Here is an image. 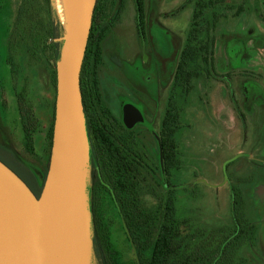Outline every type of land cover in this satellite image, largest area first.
Here are the masks:
<instances>
[{"label":"trees","instance_id":"16d2710c","mask_svg":"<svg viewBox=\"0 0 264 264\" xmlns=\"http://www.w3.org/2000/svg\"><path fill=\"white\" fill-rule=\"evenodd\" d=\"M258 1V0H256ZM0 0V64L10 74L20 115L24 143L36 153L41 119L30 94V73H47L52 89V116L47 129L42 179L9 146L0 142V161L12 169L40 198L48 174L53 143L57 71L65 30L52 0ZM40 2V3H41ZM137 20L144 27L143 0H135ZM249 0H190L192 8L186 39L168 89L158 135L160 159L150 146L151 133L129 130L113 113L101 88L104 66L102 43L112 31L113 15L124 0H98L81 75L83 107L94 162L92 208L93 247L99 264H249L246 248L257 243L258 223L247 212L242 189L247 179L230 181L231 216L226 224L202 223L190 209L183 173V136L187 107L195 94L202 97L216 73L218 31L252 9ZM35 75V73H34ZM184 163V164H183ZM190 194V193H189ZM187 198V200H186ZM112 208L122 225L126 245L113 239Z\"/></svg>","mask_w":264,"mask_h":264},{"label":"rangeland","instance_id":"374dc122","mask_svg":"<svg viewBox=\"0 0 264 264\" xmlns=\"http://www.w3.org/2000/svg\"><path fill=\"white\" fill-rule=\"evenodd\" d=\"M189 1L143 0L145 24L139 29L135 0H124L123 6L116 8L112 31L102 43L104 66L100 80L104 99L120 119L126 102L138 104L145 110L148 125L156 136L192 16L191 6L181 11ZM40 2L37 3L39 16L45 19L46 11ZM247 7L252 9L249 13L218 31L219 75L202 90V97L195 94L187 107L188 125L183 131L187 156L182 155L184 171L174 182L185 183L191 189L184 195L190 196L189 206L198 220L220 225L228 223L231 216L229 178L233 182L249 180L242 189L248 215L259 228L256 246L246 248L244 253L249 264H264V0H249ZM240 39L245 41L246 48L240 58L232 61L227 48ZM29 80L30 96L41 119L36 135L37 155H31L25 148L15 91L8 69L1 64L0 142L12 148L42 178L46 132L52 116V89L47 73L42 70L32 71ZM150 146L156 161L159 160L156 137L151 138ZM87 154L79 202L89 211L93 239L94 162L90 146ZM107 209L112 216L116 246L124 248L126 237L122 225L112 208ZM90 264H99L94 247Z\"/></svg>","mask_w":264,"mask_h":264},{"label":"water","instance_id":"95a60500","mask_svg":"<svg viewBox=\"0 0 264 264\" xmlns=\"http://www.w3.org/2000/svg\"><path fill=\"white\" fill-rule=\"evenodd\" d=\"M97 2L80 0L71 29L64 28L51 158L40 198L0 161V264L76 262L75 213L80 203L82 148L90 146L81 75ZM123 114L129 129L144 122L133 104H125Z\"/></svg>","mask_w":264,"mask_h":264},{"label":"bare ground","instance_id":"6f19581e","mask_svg":"<svg viewBox=\"0 0 264 264\" xmlns=\"http://www.w3.org/2000/svg\"><path fill=\"white\" fill-rule=\"evenodd\" d=\"M80 0H53L56 14L63 24L65 30L69 32L75 20L78 5ZM88 147L82 148V176H86ZM81 183V182H80ZM83 183V182H82ZM82 188V187H81ZM86 206L79 203L78 209L75 213V237H74V252L76 257L75 264H90L93 253V239L91 231L90 215Z\"/></svg>","mask_w":264,"mask_h":264},{"label":"flooded vegetation","instance_id":"af4514ba","mask_svg":"<svg viewBox=\"0 0 264 264\" xmlns=\"http://www.w3.org/2000/svg\"><path fill=\"white\" fill-rule=\"evenodd\" d=\"M139 29H142V28L139 26ZM142 38L146 39V36L143 35ZM255 38L258 39L257 36ZM245 48H246L245 41L243 39H240V40H237V41L233 42L232 44H230L228 46V48H227L228 52L227 53H228L229 57L231 58V60L232 61H235V60H237L238 58H240L243 55ZM216 68H217V61H216ZM216 75H219V73L217 72V70H216V73H214V76H216ZM127 103L133 104L134 106H136L141 111V113L143 115V118H144V122L137 123L131 129H129L127 127L126 128L129 129V130H134V129H137V128H139V127L142 126V127L146 128L147 132H150L151 133V135H152L151 138L156 137L158 139V135L156 136L152 132V128L148 125V118H147V114H146L145 110L142 107H140L138 104H135V103H132V102H126V104ZM241 115H242V112H240L239 116H241ZM123 116H124V114H123ZM242 116L240 117V119L243 122L244 120H243V117ZM163 117H164V112H163V115H162V120H163ZM223 117L224 116H222V118ZM118 119H119V121H121L124 124L123 117H122V119H120V118H118ZM161 124H162V121H161ZM160 128H161V125H160ZM159 133H160V131H159Z\"/></svg>","mask_w":264,"mask_h":264}]
</instances>
